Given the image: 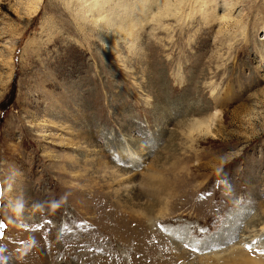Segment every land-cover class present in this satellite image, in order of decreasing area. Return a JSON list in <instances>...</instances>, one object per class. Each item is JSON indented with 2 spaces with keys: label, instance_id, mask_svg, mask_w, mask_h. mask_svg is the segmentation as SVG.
Here are the masks:
<instances>
[{
  "label": "rangeland",
  "instance_id": "374dc122",
  "mask_svg": "<svg viewBox=\"0 0 264 264\" xmlns=\"http://www.w3.org/2000/svg\"><path fill=\"white\" fill-rule=\"evenodd\" d=\"M98 2L0 0V264H264V0Z\"/></svg>",
  "mask_w": 264,
  "mask_h": 264
},
{
  "label": "bare ground",
  "instance_id": "6f19581e",
  "mask_svg": "<svg viewBox=\"0 0 264 264\" xmlns=\"http://www.w3.org/2000/svg\"><path fill=\"white\" fill-rule=\"evenodd\" d=\"M158 2H159V0H139V2H137V4H139V6L142 5V8L139 7V10H142L145 13L146 11H148L149 9H151V7H153V5L155 6V3H156V6H157V3ZM142 3H144V4H142ZM90 4L91 5H90V8H89V12L91 11V14L90 15L94 16V18L96 16H99V17H107V18L109 16L111 17V14L110 13H106V14L103 15V13L107 12V10H105L104 6H101L99 4L98 0H90ZM152 13H153V11H152ZM122 36H124V35H122ZM126 37H127V35H126ZM124 39H125V37H124ZM211 119H212V117H208V119H205L204 117L202 119H198V118H195V117H189V118H187L186 122L184 123V128L188 131V133H192L195 130L197 132L204 131V132H206V134L207 133H212L211 129L202 126L203 123H204L203 121H209L210 123L208 122V125L209 126L212 125L211 123H212L213 120L211 121ZM201 122H203V123H201ZM154 230H156V229H154ZM245 230H246V233L247 234L242 235L241 240H243L244 242L242 241L243 243L242 242L241 243L243 244V246H241V245L240 246L244 248V246L246 247L247 245H249L250 243H252L253 246H256L257 248L262 249L264 247V242L261 240L263 238V236H264V221L261 220L260 218H258V216H256L253 221L251 220L249 222V224L247 225V227H246ZM153 236L155 237L154 243H158L159 241H161V238L159 237V234L154 233ZM243 237H245V238H243ZM252 237H256V238L247 240V238H252ZM148 238H150V237H148ZM174 244L177 245V243H175V241H174ZM237 244H239V242ZM169 246H173V244L171 243ZM169 248H170L171 252H178L177 253L178 254L177 255V258H181L180 255L183 254V253L182 254L179 253V251H180L181 248L178 249V247H175L173 251H172L171 247H169ZM174 256H176V255H174ZM234 262H235V260H234ZM236 263H238V262H236Z\"/></svg>",
  "mask_w": 264,
  "mask_h": 264
}]
</instances>
